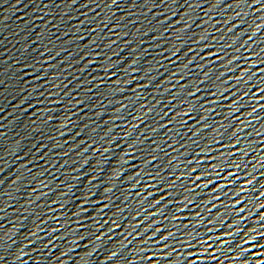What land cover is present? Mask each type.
Here are the masks:
<instances>
[{
    "label": "water",
    "instance_id": "water-1",
    "mask_svg": "<svg viewBox=\"0 0 264 264\" xmlns=\"http://www.w3.org/2000/svg\"><path fill=\"white\" fill-rule=\"evenodd\" d=\"M249 3L0 0V264H264Z\"/></svg>",
    "mask_w": 264,
    "mask_h": 264
},
{
    "label": "snow or ice",
    "instance_id": "snow-or-ice-1",
    "mask_svg": "<svg viewBox=\"0 0 264 264\" xmlns=\"http://www.w3.org/2000/svg\"><path fill=\"white\" fill-rule=\"evenodd\" d=\"M111 3L112 4H115L117 3V0H111ZM249 7H252V6H257L256 7V11H264V0H250V3L248 4ZM257 27H260L259 25H257ZM94 179V177L92 178ZM91 183V180L89 181ZM0 183H2V181H0ZM97 239H99V237H97ZM116 253L113 252L109 257L108 259L111 260L112 256H115ZM149 259H151V257H149Z\"/></svg>",
    "mask_w": 264,
    "mask_h": 264
}]
</instances>
